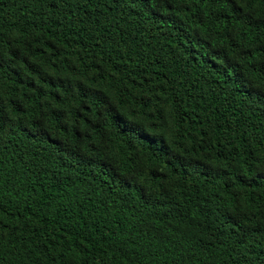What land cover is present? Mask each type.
I'll return each mask as SVG.
<instances>
[{"label": "trees", "instance_id": "trees-1", "mask_svg": "<svg viewBox=\"0 0 264 264\" xmlns=\"http://www.w3.org/2000/svg\"><path fill=\"white\" fill-rule=\"evenodd\" d=\"M0 264H264V0H0Z\"/></svg>", "mask_w": 264, "mask_h": 264}]
</instances>
